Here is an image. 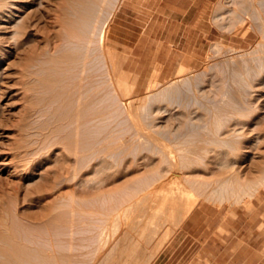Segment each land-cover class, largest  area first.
<instances>
[{
	"label": "rangeland",
	"instance_id": "1",
	"mask_svg": "<svg viewBox=\"0 0 264 264\" xmlns=\"http://www.w3.org/2000/svg\"><path fill=\"white\" fill-rule=\"evenodd\" d=\"M121 1L119 8L124 0ZM250 2L221 0V7L213 16L211 46L197 48L196 64L178 62L163 70L164 61L168 57L176 59L178 49L127 47V43L135 42L134 37L131 32L126 34L125 25L116 31L114 15L106 28V49L110 52L109 60L116 66L115 84H118L113 95L131 99L138 118L128 120L119 107L117 112L112 109L108 113L115 119L110 115L108 122L112 125L113 120L114 125L109 124L112 129H106L107 124L101 125V136L95 143L105 145L99 148L96 145L92 151L70 149L63 134L57 132L60 123H46V116L40 113L43 105L30 89V82L38 79L33 69L28 73L34 65L30 59L45 51L54 56L62 45L59 8L65 2L44 0L42 8L34 6L30 15L35 12L36 16L28 22L29 29L9 30L3 42L7 44L2 46L9 52L4 57L0 77V231L10 230V218L15 214L23 223L42 226L44 230L40 231L50 233L53 238L57 234L54 228L61 227L65 239L86 247L79 249L81 255L87 254L86 258L82 256L81 264H186L193 258L202 264L210 250L214 264H224L226 259L228 264H236L238 253H243L246 264H252L253 249L258 243L263 259L264 132L257 130L253 120L246 119L247 112L241 122H248V133L236 141L238 144L235 138L226 136L232 126L214 125L217 115L239 118L243 114L236 109L238 103L231 113L223 111L229 106L231 90L236 88L235 84L231 85L233 89L229 87L233 82L228 75L232 61L241 60L236 53L252 51L261 41L250 26L254 18L261 28L257 18H264V5L257 8ZM232 8L238 14L229 19L227 13ZM218 16L223 20H218ZM162 19L158 23L154 22L157 17L151 23L145 21V34L166 38L168 33L162 32ZM140 29L138 24L136 37ZM11 32L20 35L13 36ZM29 40L30 45L26 44ZM217 43L222 44L219 52L213 49ZM199 90L205 91V96ZM152 94L153 97L158 94L157 100H153ZM165 109L168 112H163ZM196 113L203 122L193 120ZM205 123L207 126L203 127ZM197 124L203 125L198 129ZM259 135L260 140L253 142ZM110 136L118 142L115 144ZM195 136L204 138V142L201 139L200 143L195 142ZM192 142L200 145L202 153L196 151ZM76 161L79 163L75 164ZM182 215H186L185 219ZM90 226L93 228L88 232ZM78 230L84 233L76 235ZM168 230H172L171 239L154 259L142 263ZM81 234L85 236L83 239Z\"/></svg>",
	"mask_w": 264,
	"mask_h": 264
},
{
	"label": "bare ground",
	"instance_id": "2",
	"mask_svg": "<svg viewBox=\"0 0 264 264\" xmlns=\"http://www.w3.org/2000/svg\"><path fill=\"white\" fill-rule=\"evenodd\" d=\"M231 1L235 2V0H231ZM43 2L44 0H0V77L3 75L2 72L4 71V70H1L4 57L9 52V50L7 51L6 49L2 47L7 44L6 43L4 45L3 42H5L4 40H6L5 38L7 37L8 31L11 30L13 32L15 31V29H18V28L20 29L23 28L24 30L29 29L30 26H28L29 24L28 22L30 21V19H33L32 16L35 15V12H34V15L31 16L30 10L34 6L35 7L37 6L38 8L40 7L42 8ZM64 2L65 4L60 6L59 8V13H60L59 19H60V23H62L61 24L62 33L60 35V39L62 40V45L57 48L56 54L54 56L50 55L48 51H45L39 54L38 56L32 57L30 59L31 64H34V65L30 67L28 73L31 74V70L33 69V74H35L38 78V79H35L34 81L35 83L30 82V89L34 91V93L36 94L37 96L36 100H38V102L41 105H43V108L41 109L40 113H43L44 117L46 116V119H47L46 123L52 122L53 124V121L60 123L59 129L57 130V132H59L60 134H63L64 136L63 141L68 142L70 149L71 148L74 149L75 147V149L76 150L79 149V151L80 149L85 150V151L86 149L88 151L89 150L92 151L96 145L98 148L99 146L102 145V144L95 145V143H97V138L101 136V130H100L101 125L103 126L105 124H107L108 126L111 125L108 121L110 120L111 114L109 115V113L112 112V109L116 110V108L119 107L122 111V114H124V116H126L128 120L134 121L136 118H138V116L133 112V107L130 102L131 99L125 98L124 96L123 98H120L118 96L115 97L113 95L114 93H117L113 91L115 89V85L117 84V83L115 84V81H117L115 80L117 78L116 77V66L112 60H109L108 57L110 56L108 55H110V52L106 49V30H107L106 28L109 22L111 21L112 17L115 15L116 10L119 8L118 7L120 5L119 3H121L122 1L121 0H64ZM251 2L253 4H256L257 8H258V5L259 6L264 5V0H251ZM236 10L232 8V10H230L227 13L229 19H231V17H233L234 15L238 14ZM217 18L218 20H223L222 16H218ZM243 21H246V19L244 18ZM252 21H253V24L250 26V29L255 32V35L261 36L260 37L261 41L257 44L256 48L252 49V51H241L240 50V52L236 53L238 54L237 56H239L242 61L233 60L232 61L234 62L233 65L229 67L231 74L230 73L228 74L229 78H231L230 80L233 82L230 84L229 87L231 88L232 87L231 85L235 84L236 88L233 89L232 87L233 90L230 89L231 91H233V92H230L231 93L230 98L231 97L232 98L228 103L229 106L228 107L225 106L226 109H224L223 111V113L227 111L230 112L233 105L238 103L239 105H237L236 109L238 108V111L241 113L243 112V114H241L240 115L241 117L239 116V118L230 117L229 113H227V115H229L228 117H225V116L220 117L217 115V117L215 116L214 118L216 120L214 125L216 126L222 127V126L228 125V127L230 126L229 128H231V126L233 127L232 129H229V131H227L226 136L235 138V143H237L236 142L237 140L243 139L244 137H246L245 135L246 132L248 133L247 131L248 129L246 128L248 126L247 124L248 122L247 123L241 122L242 118L244 117L243 115H245L244 113L246 112H247L246 114H248L246 116L247 117L246 119L253 120L256 123L255 127H257V130L262 129L261 131L259 130L258 131L260 133L262 131L264 132V42H263L264 40V18L263 17L259 18V20L257 18V22L260 21L262 23L261 28L260 26H258L259 24L255 22L256 20L254 18L252 19ZM12 32L11 34H13V36L16 34L17 36L20 35L19 33H17L18 30L17 32H14V33ZM17 36L16 38H18ZM27 36L29 37V34ZM9 38L11 39V36ZM10 41H8L9 44H10ZM30 42L31 41L29 40V43H26V44L30 45ZM16 44L19 45L18 41L17 43H15V45ZM23 44L24 43H22V45ZM213 49L219 52L222 49V44L221 43L214 44ZM240 71H244V72H240ZM226 79H227V76H226ZM227 87H228V84H227ZM121 90L122 89L120 88V91ZM199 92L204 96L206 94V92L203 90H199ZM228 92H225V93H228ZM157 95L155 96L157 97ZM125 96H127V94ZM152 97H153V94H152ZM156 97H153V100L154 99L157 100ZM124 98L127 100H125ZM164 100H167V99H164ZM166 111L168 112V110L166 109L163 112H166ZM249 113H252V114H249ZM193 116H194L193 120H196V122L197 121L203 122L202 117L198 113H196ZM111 119H113V117ZM113 120H112V125H114ZM247 121L250 122V120H247ZM115 123H116V120H115ZM207 123L209 124L208 121ZM207 123H205L204 125L202 124L203 127L207 126L206 125ZM107 125H106V129H112L111 128L112 125L110 127H107ZM158 125L161 126L160 124ZM202 125L197 124L196 127H198L199 129L201 128ZM159 128H162V126ZM253 129H251L250 131H252ZM115 132H117V130L114 131V133ZM207 135H209V133ZM110 137H111L110 139H112V136ZM254 138L255 139L252 141L257 143L260 140V135L255 136ZM195 139H196L195 142L197 143H200L201 141L204 140V138L202 139L199 136H195ZM112 140H114V143L116 144L115 141H117V139L115 140V137H114ZM209 141H211V139ZM111 142L112 144H114L113 141ZM219 142L227 143L226 141L223 142L220 140ZM192 143L194 144V142ZM199 146L200 145H198V147ZM204 146L206 145L204 144ZM218 146L220 147L221 144H219ZM111 147L115 148L114 146H111ZM198 147L197 145L195 146V149L197 152L200 151V148L198 149ZM189 148L191 150V147ZM192 149L194 150V147H192ZM205 150L206 149L204 148V151ZM231 151L232 150H230V152ZM236 151H240V148L239 149L237 148ZM205 152H208V151L206 150ZM200 153H202V150L200 151ZM203 155H204V152H203ZM76 157L79 159L78 156ZM171 157L175 158L173 156ZM172 161H174V159ZM79 162L81 163L80 159H79ZM79 162L76 161L75 164H78ZM73 164L74 163H72V166ZM81 164H85V163L83 162ZM81 164H79L78 166L81 167ZM76 169L77 168H74L75 171ZM110 197L111 196H109V198ZM112 201H114L113 198H112ZM191 210L192 208H190L188 211L186 210L187 216L191 212ZM167 213L169 212L167 211ZM15 215H13L12 218H10L11 219L10 230L7 229L5 231L3 230L0 231V264H81V258L84 259V257L87 255V254L81 255V251L79 250V249L86 248V247L84 246L82 247L77 242L75 243V240L72 241V240L65 239L66 237L64 238L63 236L64 229H62L61 227L54 228L57 234H56V238H53L50 235V233L46 234L44 231L43 232L40 231V230H44L42 226H37V225L34 226V225H31L32 223H30L29 225V222H27L28 224L23 223L24 221L21 222L17 218L18 216H15ZM86 215L88 216V214ZM86 215H83L85 216L84 217L85 219H86ZM186 215L184 216L186 217ZM96 216H98V213ZM98 217L100 218V216ZM153 217H156V216H153ZM183 218H180V219H183ZM22 219H23V216H22ZM90 219H92V215ZM97 220L99 221V219ZM93 225H96V224H93ZM175 225H178V224H175ZM73 227H70V228H73ZM75 227L76 229L78 228L77 226ZM86 228L88 227L86 226ZM91 228L93 227L90 226L88 229V232L89 230L91 231ZM94 230L96 229H93V231ZM78 231L76 235H78V233H82ZM171 231L172 230H168L164 234L165 236L163 237L164 238L163 241H161L159 245H157L158 247H156V249L149 251V253H147L146 258L143 260L142 263H146L150 261L151 259H154V257L159 253V251L163 249L162 247L164 246V244L169 239H171V235H172ZM94 232H91V233H94ZM53 233L55 235V232ZM82 234L81 236H83ZM71 235L72 234L70 233V236ZM67 237L69 236L67 235ZM84 237L85 236H83L82 239ZM76 238L74 237L73 239H76ZM82 239L81 241H83ZM89 241L92 242L91 240ZM73 250H75L76 252H74ZM77 252H79L80 254ZM83 255L84 257H82Z\"/></svg>",
	"mask_w": 264,
	"mask_h": 264
},
{
	"label": "crops",
	"instance_id": "3",
	"mask_svg": "<svg viewBox=\"0 0 264 264\" xmlns=\"http://www.w3.org/2000/svg\"><path fill=\"white\" fill-rule=\"evenodd\" d=\"M221 0H124L114 17L116 31L122 26H126V34L131 32L134 37L131 45L127 47L146 48V47H171L178 50L175 57H168L164 61L163 69L171 68L174 63L196 64L198 61L197 48L210 47L213 41V16L215 11L221 7ZM223 4V3H222ZM217 14V13H216ZM150 19L146 20L145 18ZM153 17H157L156 23L162 17V32L168 33L166 38L160 39L152 33L145 34L146 23L153 22ZM145 19V20H144ZM141 25L139 36L136 35V26ZM129 25H131L129 29ZM174 38V40H173ZM147 41V43H144ZM176 41V42H175ZM260 236V235H259ZM175 239H173L174 241ZM171 241V243L173 242ZM260 237L258 238V242ZM208 243V242H207ZM206 243V244H207ZM169 248L166 247L165 250ZM254 262L252 264H264L261 257L260 244L254 246ZM165 252V251H164ZM227 257V254L225 255ZM243 253H238L236 264H246L243 260ZM205 261L214 264L213 253L210 250L206 255ZM263 262V263H262ZM195 258L190 259L186 264H197ZM226 259L224 264H228ZM235 264V263H233ZM249 264V263H247Z\"/></svg>",
	"mask_w": 264,
	"mask_h": 264
}]
</instances>
